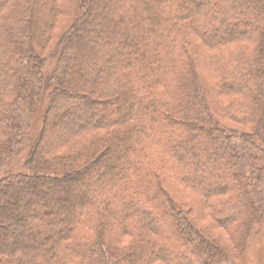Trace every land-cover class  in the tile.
<instances>
[{"label":"trees","instance_id":"16d2710c","mask_svg":"<svg viewBox=\"0 0 264 264\" xmlns=\"http://www.w3.org/2000/svg\"><path fill=\"white\" fill-rule=\"evenodd\" d=\"M197 208L263 214L264 0H0V264H233Z\"/></svg>","mask_w":264,"mask_h":264},{"label":"rangeland","instance_id":"374dc122","mask_svg":"<svg viewBox=\"0 0 264 264\" xmlns=\"http://www.w3.org/2000/svg\"><path fill=\"white\" fill-rule=\"evenodd\" d=\"M64 33L59 31L53 37L49 48L44 53L47 65L44 67L45 71L51 70L56 62V50L59 47V44L63 38ZM47 99L44 98L39 106L38 114L35 118L32 127V135L38 137L41 132L42 127L44 126L45 116V108L47 105ZM45 118V117H44ZM54 123V122H52ZM223 123L229 127V129L237 131L239 134L241 133H250L248 128L240 125L239 123H235L229 120H224ZM57 124L54 123L53 125ZM27 151L23 152L19 156L13 158L9 163V168L14 169L15 171H22L23 167L26 163ZM199 208L194 210V215L196 216L198 227L202 228L213 239H217L220 241L221 245L228 248L231 251V256L233 257V264H264V210L263 214L260 216V221L255 225L254 230L247 240L246 246L241 247V249H233L231 246L229 239L222 229L212 228L208 225L210 223L211 218L207 211H201ZM181 259V258H180ZM190 259V258H189ZM188 259L186 258V262Z\"/></svg>","mask_w":264,"mask_h":264}]
</instances>
